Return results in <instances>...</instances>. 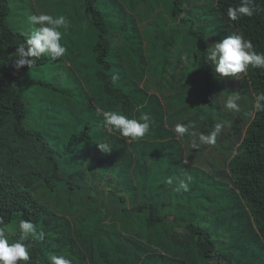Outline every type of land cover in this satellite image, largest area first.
I'll return each mask as SVG.
<instances>
[{
	"label": "trees",
	"instance_id": "1",
	"mask_svg": "<svg viewBox=\"0 0 264 264\" xmlns=\"http://www.w3.org/2000/svg\"><path fill=\"white\" fill-rule=\"evenodd\" d=\"M78 2L93 35L76 39V45L90 47L98 66L82 75L79 86L97 111L66 141L63 155L75 162L67 174L50 142L24 126L21 74L41 65L44 55L34 66L16 69V48L27 38L8 25L9 0H0V217L5 226L31 220L47 233L44 240L51 239L49 251L65 254L72 264H264V111L254 107L264 92V68L250 65L238 79L219 78L207 60L206 35L191 28L186 32L196 36L194 78L185 82L181 67L152 66L140 47L139 1ZM239 2L212 0L211 9L264 53V0H256L251 17L232 21L227 9ZM183 11V1L172 0V14L186 22ZM199 75L203 86L193 94L205 103L206 120L196 111H176ZM233 92L240 95L239 112L224 107ZM102 111L137 119L148 113L150 131L131 140L100 129ZM180 123L192 125L189 133L195 135L176 134ZM216 123L224 124L216 144L200 142L199 134L213 131ZM101 142L111 151L102 153L96 146ZM193 158L208 169H197ZM179 179L187 180L188 192L176 191ZM59 224L66 231L58 233ZM8 236L10 243L21 238ZM26 243L31 245L27 264H49L40 258L38 240Z\"/></svg>",
	"mask_w": 264,
	"mask_h": 264
},
{
	"label": "rangeland",
	"instance_id": "2",
	"mask_svg": "<svg viewBox=\"0 0 264 264\" xmlns=\"http://www.w3.org/2000/svg\"><path fill=\"white\" fill-rule=\"evenodd\" d=\"M137 1H139L140 47L147 59L152 66H164L168 71H173L177 66L181 67L185 82L190 81L194 74L192 73V51L196 40V36L186 31L192 28L206 35L209 50L224 37L238 34L234 27L228 25L211 9L213 7L212 0H182L183 15L188 18L186 22L172 14V0ZM9 7L8 25L26 38L32 30L39 27V25L29 22L30 15L50 14L54 17L63 15L68 21L67 28L60 29L62 32L61 43L67 49L65 55L53 60L48 54H44V62L37 67L23 70L19 82V88L27 103L24 126L28 130L41 133L50 142L57 151L61 169H64L68 174V172H72V165L75 162L68 161L67 157L63 155L62 150L66 146V141L71 134L76 133V127L92 119V111L94 113L95 110L97 111L96 106L91 110V105L86 103L85 94L79 86L84 73L91 75L98 68L94 63L95 58L93 61L95 54L93 51L91 52L90 47L86 49L87 46L78 47L76 45V39L90 40L93 30L85 27L81 5L79 2L77 3V0H9ZM204 23L207 25L204 26ZM76 25L79 31L77 36H75ZM199 77L196 88L184 92L181 100L177 102L180 108L176 111L182 110L186 114H193L196 111L200 114V119L206 120L208 119L206 105L201 98L193 94V91L203 86L201 75ZM240 92L242 93V90ZM242 97L250 103L251 100L248 99L245 90ZM99 125L100 129H104L101 122ZM182 147L183 145H181ZM228 154H230V150L226 148L224 155ZM193 159V165L197 169H208L199 159ZM182 164L186 165L185 158H183ZM186 168L187 166H185ZM18 224V221L14 220L8 226L9 233L20 234ZM65 227V225L59 224L58 233L61 229L66 231ZM36 233L37 235L29 238L39 241L41 260L48 259V255L51 253L49 249L52 247L51 239L48 237L44 240L43 237L47 236V233L41 232L37 226Z\"/></svg>",
	"mask_w": 264,
	"mask_h": 264
},
{
	"label": "clouds",
	"instance_id": "3",
	"mask_svg": "<svg viewBox=\"0 0 264 264\" xmlns=\"http://www.w3.org/2000/svg\"><path fill=\"white\" fill-rule=\"evenodd\" d=\"M256 0H240L239 6L229 7L227 16L230 20L236 21L242 16L251 17L256 11ZM28 20L33 25H39L32 30L25 42H22L17 48V57L15 58V67L18 70L22 66H34L37 59L44 54H48L53 60L65 55L67 49L61 43V28H67L68 21L63 16L54 17L50 14L30 15ZM207 60L214 69V73L221 79L232 78L235 80L240 74L246 72L248 67L254 66L264 68V53L257 52L251 43L242 35L233 34L224 37L217 42L208 51ZM117 79V77H113ZM240 95L238 93L228 94L224 107L230 111H240ZM254 107L257 111H264V92L257 95ZM100 111V110H98ZM102 124L110 132L117 131L121 137H127L131 140L143 138L150 131L152 118L148 113L142 114L138 119L129 118L119 111H102ZM192 125L183 123L175 126V132L183 136L189 133ZM223 123H216L214 130L206 134H199V141L207 145H215L217 137L223 129ZM102 153L111 151V147L104 142L96 144ZM193 148L198 145L193 142ZM191 178L188 177L187 180ZM186 179H179L177 192L189 191V183ZM173 183L170 178L167 181ZM18 230L21 238L14 243H10L8 232L10 229L5 226V221L0 217V264H19L20 261L27 262L30 260L31 245L26 243L29 237L37 235L36 226L31 220H20ZM49 264H72L71 259L65 254L49 253Z\"/></svg>",
	"mask_w": 264,
	"mask_h": 264
}]
</instances>
